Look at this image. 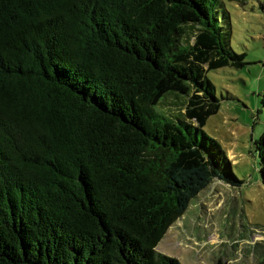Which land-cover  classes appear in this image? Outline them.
<instances>
[{"label": "trees", "instance_id": "obj_1", "mask_svg": "<svg viewBox=\"0 0 264 264\" xmlns=\"http://www.w3.org/2000/svg\"><path fill=\"white\" fill-rule=\"evenodd\" d=\"M222 4L0 0V264H183L156 250L170 225L244 182L204 130L209 73L247 64Z\"/></svg>", "mask_w": 264, "mask_h": 264}, {"label": "rangeland", "instance_id": "obj_2", "mask_svg": "<svg viewBox=\"0 0 264 264\" xmlns=\"http://www.w3.org/2000/svg\"><path fill=\"white\" fill-rule=\"evenodd\" d=\"M222 1V24L230 45L238 53L246 52L247 64L209 73L221 108L204 130L221 143L244 182L234 186L215 179L169 227L156 250L183 264L264 260V185L255 143L264 132V0ZM181 102L169 95L159 106L172 112Z\"/></svg>", "mask_w": 264, "mask_h": 264}, {"label": "crops", "instance_id": "obj_3", "mask_svg": "<svg viewBox=\"0 0 264 264\" xmlns=\"http://www.w3.org/2000/svg\"><path fill=\"white\" fill-rule=\"evenodd\" d=\"M181 217H182V216H181ZM181 217H180V218H181ZM180 218H179V219H180ZM179 219H178V220H179ZM170 226H171V225H170ZM179 227H180V226H179ZM168 229H169V228H168ZM167 231H168V230H167ZM166 233H167V232H166ZM165 235H166V234H165ZM164 237H165V236H164ZM263 247H264V246H263Z\"/></svg>", "mask_w": 264, "mask_h": 264}]
</instances>
